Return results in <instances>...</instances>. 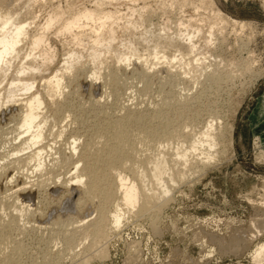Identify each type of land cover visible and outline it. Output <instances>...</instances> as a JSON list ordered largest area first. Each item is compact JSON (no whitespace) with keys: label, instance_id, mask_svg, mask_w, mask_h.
<instances>
[{"label":"bare ground","instance_id":"6f19581e","mask_svg":"<svg viewBox=\"0 0 264 264\" xmlns=\"http://www.w3.org/2000/svg\"><path fill=\"white\" fill-rule=\"evenodd\" d=\"M252 26L251 22L226 15L214 0H0V87L5 82L0 88V113L12 108L8 115L11 118L16 116L13 137L6 140V148V144L0 146V190L4 188L6 198L12 199L11 202L0 200V210L6 206L16 212L13 215L10 211L7 221L0 216V230L5 232L0 234V264H17L14 256L24 248L17 245L9 251L1 246L12 236L11 233L24 229L19 220L29 223V217L36 215L42 205L37 206L44 203V196L51 187H64L69 192V195L65 194L69 196L68 203L78 193L86 201L96 197L101 200L96 207L97 218L90 223L91 228L84 231L83 227L84 232H81L84 239L91 238V244L95 246L110 230L120 228L128 215L148 211L190 172L202 171L218 161L224 141L222 116L210 109L200 128L188 132L189 123L174 127L171 113L181 118L200 97H192L191 101L192 98L182 97L172 90L190 72L205 76L208 91L220 88L223 76L219 66L208 63L210 58L223 61L226 28L243 33ZM57 44L63 49L62 63L52 76L42 79L43 84L40 81L42 87L38 88L35 76L50 70L58 57ZM82 59L86 61L82 62ZM106 59H114L116 65L108 67L102 96L88 100L94 110L101 146L92 153L89 144L79 143L80 136L74 135L70 136L68 152L56 148V138L63 137L67 130L63 122L69 117L64 113L68 110V99L87 79L94 88L103 75ZM85 64L88 70L77 67L83 68ZM136 64L138 66L132 67ZM130 66L133 68L131 75L141 81L151 79L150 71L164 73L165 78L179 79L177 83H166L170 85L167 87L170 88L169 94L159 92L163 97L155 108L141 110L124 105L119 109L121 115L116 116L115 112L108 111L110 107H106L107 97L119 95L123 86L118 72H126ZM83 74L84 82V79L80 80ZM182 90L189 92L190 89L183 87ZM57 96L63 97L62 101H54ZM51 105L56 106L54 115L62 117L61 129L56 134L48 128L52 121H49ZM200 114L201 110H195L190 123H197ZM135 143L145 149H137ZM67 165L71 168H65ZM57 167L65 170L63 175L69 177H59ZM24 169L30 174L20 173V184H15L18 171ZM33 174L36 177L47 175V178L35 183L31 180ZM34 187L39 200L32 209L30 202ZM80 201L78 198L75 203L81 207ZM54 222L57 225L61 221ZM41 226L31 228L42 231ZM66 231L69 233L64 229L62 234ZM65 234L64 237L68 235ZM65 238V250L74 252L76 239L73 240V235ZM236 242H233L235 247ZM252 258L255 264H264V243Z\"/></svg>","mask_w":264,"mask_h":264},{"label":"rangeland","instance_id":"374dc122","mask_svg":"<svg viewBox=\"0 0 264 264\" xmlns=\"http://www.w3.org/2000/svg\"><path fill=\"white\" fill-rule=\"evenodd\" d=\"M214 1L226 15L239 21L251 22L253 26L243 33L232 32L230 28H226L227 39L222 46L223 61L220 62L219 58L214 59V57L207 61L220 68L223 76V80L219 83L220 88L208 91L205 76H201L199 72H190V75L181 76V84L174 88L172 93L177 95L180 93L182 97L186 96L188 99L200 98H196L198 101L181 118L174 113H171L174 116L170 115V117L175 119L172 122L174 127L189 123L191 126L188 127V132H190L191 129L202 126L208 118L210 109L214 110L213 112H219L223 121L224 144L221 145L222 151L217 158L218 161L215 160L202 171L190 172L191 174L189 173L184 181L174 186L168 197L162 196L158 203L153 204L154 207L150 206L148 211L142 214L128 215L120 228L110 230L105 240L103 239L95 246L91 244V238H88L89 241L84 239V233L81 234V232L91 228L90 223L97 218L96 210L101 200L96 197L86 201L83 195L78 193L75 198H72V202L68 203L69 196L65 194L69 195V192L64 187H53V189L51 187V191H47L44 196V203L41 202L37 206L38 208L42 205L39 211H36V217L30 216L29 223L19 220V225L24 228V231H14L15 235L11 233L10 236H12L5 239L6 244L1 246L9 251L17 245L24 248L23 253L20 252L14 256L17 264H255L252 256L264 243V122L257 120L254 110L257 97L264 89V0ZM57 49L58 57L50 70L35 76L38 88L42 87L40 81L52 76L55 69L62 63L63 49L59 44ZM84 61L86 59H82V62ZM114 65H116L114 59H106L102 69L103 75L94 88L90 87V80L87 79V82L77 87L76 94L68 99V110L64 113L69 117L63 122L67 130L63 137L56 138L58 139L56 148L68 152L70 136L74 135L80 136L79 143L89 144L92 153L101 146L102 139L96 133L97 121L94 110L89 106L88 100L102 96L103 83L109 72L108 67ZM136 66L138 64L132 67ZM77 67L88 70L87 64L83 68ZM132 67L127 68L126 72L122 70L118 72L117 76L123 86L119 97H107L106 107H110L111 109L107 107L108 111L115 112L116 116L121 115L122 110L119 109L124 105L139 107L141 110L155 108L156 104H160L162 100L161 94L170 91V88L167 89L170 85L166 83L171 81L177 83L179 79L165 78L164 73L150 71L153 75L151 79L141 81L131 75ZM211 70L212 68L207 69L206 73ZM90 71L86 73L87 77ZM171 72L176 73L175 70ZM195 79H197L196 82ZM80 80L85 81L84 74ZM4 85L5 82L1 87ZM183 87L189 88V92L182 90ZM205 91L208 93L205 94ZM62 99L63 97L57 96L54 101L60 102ZM55 107L51 105L49 121L50 119L52 121L48 128L56 134L61 129L62 117L59 114L54 115ZM11 109H3L0 113V146L6 144L4 148L8 144L6 140L13 137L12 131L16 127V116L11 118L8 115ZM197 109L201 110L198 122L190 123ZM134 146L137 149H145V146L139 143H135ZM145 155L149 154L146 152ZM65 168L69 169L71 166L67 165ZM24 170L18 171L16 178L18 181H15V184H20V177H22L20 173L30 174V171ZM64 171L57 167V174L62 175L59 177L64 176ZM31 176L33 177L31 180L35 183H40L47 178V175L36 177L33 174ZM33 190V199L30 204L31 208L35 209L39 199L37 188L34 187ZM6 195L2 188L0 200L11 202L12 199L8 200ZM78 198L81 199V207L75 203ZM111 207L110 204L109 208ZM7 208L5 206L0 210V216L6 221L10 219L9 213L12 211V208L9 210ZM14 214L16 212H13ZM57 218L61 222L57 225L53 224L54 221V223L58 221H56ZM40 224L41 228L43 227L42 231L31 228L33 225L40 226ZM82 224L86 225L79 227ZM64 229L70 233L66 231L68 235L64 233L65 237L73 235V240L77 241L73 243L74 252L65 250L67 249L64 243L66 238L62 234ZM4 233L2 231L0 234ZM79 240L83 245L79 243ZM240 240L242 243L238 242ZM234 241H237V247L234 246ZM7 250L6 252H9Z\"/></svg>","mask_w":264,"mask_h":264},{"label":"crops","instance_id":"0c3cea01","mask_svg":"<svg viewBox=\"0 0 264 264\" xmlns=\"http://www.w3.org/2000/svg\"><path fill=\"white\" fill-rule=\"evenodd\" d=\"M254 110L257 114V120L264 122V89L257 97Z\"/></svg>","mask_w":264,"mask_h":264}]
</instances>
